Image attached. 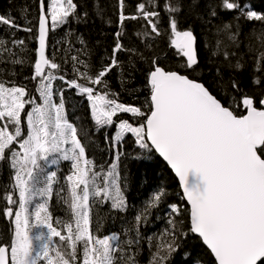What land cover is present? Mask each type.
Returning a JSON list of instances; mask_svg holds the SVG:
<instances>
[{
  "label": "snow or ice",
  "instance_id": "obj_1",
  "mask_svg": "<svg viewBox=\"0 0 264 264\" xmlns=\"http://www.w3.org/2000/svg\"><path fill=\"white\" fill-rule=\"evenodd\" d=\"M156 6L157 0H147V3H138L135 12L127 15L125 0H118V31L108 58L110 63L93 71V65L81 59V55L90 53L77 50L78 54L70 57L74 78L67 80L58 75L62 66L45 54L48 21L50 17L54 29L65 24L70 16L78 19V6L73 0H50L45 8L44 0H39V47L32 76L37 82L39 102L25 87L0 81V163L7 162L12 174V183L0 197L7 205L0 214L13 225L10 242L0 244V264H38L40 261L43 264H138L139 249L134 246L139 244L138 226L146 220L144 213L135 217L133 228L125 230V235L135 230V239L122 240L116 233L98 236L91 230L90 213L97 199L111 201L113 209L124 210L117 169L123 155L118 145L125 134H131L140 149L158 154L166 162L178 178L182 199L188 206L185 209L187 232L178 226L183 221L169 220V231L156 238L154 244L149 238L152 245L149 264H167L180 247L177 234L187 236L188 233L206 246L214 257V264H264V107L258 109L255 98L242 92L235 79L229 77L225 81L222 71L226 68L239 72L244 68L242 57L233 63L237 53L228 50L239 47V30L232 31L230 24L218 28L216 50L212 52L213 56H223L216 75L220 78L217 83L231 96L228 106L203 83L175 68L162 66L158 57L147 61L144 85L148 92L144 105L147 111L118 102L114 98L117 94L108 91L107 75L121 66L117 54L122 51L137 54L122 44L125 22L139 19L146 22L151 31L136 33L142 42L152 34L160 36L157 19L160 13L154 10ZM218 7L238 13L237 21L242 17L264 21V15L251 10L241 0H220ZM164 9L169 13L173 37L170 46L185 58L181 67L195 72L198 58L193 32L178 30L177 21L171 15L180 11V5L165 0ZM18 11L24 17L28 9L21 7ZM210 14L216 16L217 12L213 9ZM2 26L33 31L5 14H0ZM256 38L260 47L254 49L249 45L248 52L254 53V72L261 73L264 72V31L256 34ZM11 43L19 47L24 41ZM80 43L85 42L80 40ZM5 53L7 60L3 59ZM139 55L144 59L142 53ZM0 63H24L2 38ZM56 79L76 89L78 95L86 96L97 129L116 126L117 133L112 138L116 153L106 170L87 157L82 137L86 138L88 131L67 118L64 89L59 90V101H54L52 82ZM252 84L264 87V77L254 76ZM259 103L264 105V98ZM233 105L236 109L242 108L243 113L237 114ZM119 113L143 119L136 124L126 119L117 122L114 117ZM59 162L70 164L69 174L64 178L67 191L62 200L70 210L71 219L57 220L58 228L49 211L57 173L48 169ZM163 196V189L155 193L144 211L155 207ZM17 203L18 208L13 211L12 205ZM169 207L176 216L181 215L178 205ZM54 238H59V243Z\"/></svg>",
  "mask_w": 264,
  "mask_h": 264
},
{
  "label": "trees",
  "instance_id": "obj_2",
  "mask_svg": "<svg viewBox=\"0 0 264 264\" xmlns=\"http://www.w3.org/2000/svg\"><path fill=\"white\" fill-rule=\"evenodd\" d=\"M77 4V14L79 18L69 17L68 21L56 28H52L49 17V34L46 48V56L49 59L55 58V62L62 66L58 75H63L65 79L74 78L72 70L71 55H76L77 50L83 52L87 50L89 55H81V59L89 61L93 65V71L102 64L110 63L108 59L115 46V33L118 31V0H73ZM220 0H168L170 4H179L180 11L171 15L177 21L178 30H191L195 37L196 53L198 65L195 72L185 70L181 67L184 63L183 56L173 51L170 41L173 38L169 26V13L165 11V0H157L155 11L159 12L158 27L160 36L152 34L146 41L142 42L137 37V32L151 31L146 26L143 19L128 20L125 22L124 35L121 38L122 44L126 49H134L137 54L122 51L117 54L121 66L113 69L106 77L109 83L108 91L117 94L114 98L120 103L144 107L148 96L145 88V73L150 59L158 57L162 66L175 68L189 78L203 83L209 90L220 99L225 106H228L231 96L226 94L225 90L217 83L220 79L216 75L217 67L221 66L223 56H213L212 52L216 50L217 29L222 28L224 24H230L232 31L239 30V47H231L229 51H235L237 55L232 58L233 63L241 59L244 68L239 71H229L222 69L225 81L229 77L235 79L242 90L255 98L256 107L261 105L259 100L264 98V87L253 85L254 76L264 77V72H254V53L248 52V46L254 49L260 47V42L256 34L264 31V21L247 20L242 17L238 21L236 12H229L218 7ZM248 3L249 8L260 15H264V0H241V3ZM45 8L50 4V0H44ZM138 3H147V0H125V14L131 15L135 12ZM26 7L28 9L24 17L20 16L19 9ZM149 10H153L148 5ZM216 10L217 15L212 16L211 10ZM0 14L10 15L16 19L22 27H31L32 32L9 30L7 26L0 27V38L7 42V47L18 54V58L24 60L23 64L0 63V81L14 83L17 86H23L28 94L39 102V96L36 91L37 82L32 79L34 74V63L36 60L37 49V24L39 16V0H0ZM221 38L223 34H221ZM13 40H23L24 44L19 47H13ZM80 40L85 43L81 44ZM147 45V46H146ZM143 54L144 59L139 54ZM4 60L9 59L5 53ZM68 63H65V60ZM131 59V63H130ZM39 79V78H37ZM84 83L82 80H78ZM54 101H59V90L64 89L66 115L70 122L77 127H83L88 131V136L82 137L86 146L87 157L93 160L96 165L103 166L106 170L115 156L116 149L112 147V138L116 135L115 125L106 126L97 129L92 116L89 101L86 96L78 95L77 90L69 88L62 80L56 79L53 82ZM239 98V94H237ZM30 107V106H29ZM237 114H242L243 109H236ZM27 111V108H26ZM129 120L136 124L143 118L133 119L131 114L119 113L114 120ZM119 152L123 153L118 162L120 179L118 181L121 193L123 195L125 206L124 210H116L111 207V201L96 202L91 208V230L95 235L105 236L116 233L122 240L135 239V230L129 231L125 235V230L133 228L136 224L135 217L144 213L146 220L139 224V244L138 255L136 257L138 264H149L152 245L149 238H152V244L156 238L170 230L169 220L183 221L178 225L187 232L188 218L185 213L187 208L183 202L176 180L168 169L163 165L160 159L154 154L140 149L134 141L131 134H125V137L118 145ZM12 183V174L7 162L0 163V197L3 196L5 189ZM58 186L62 184L58 183ZM63 187V186H62ZM64 193L57 195V187L53 190V200L49 206L53 218H59V221H68L71 219L70 210L63 203ZM164 190V196L155 206H148L150 199L159 190ZM10 190V189H9ZM18 201V195L14 196ZM59 201V208H54L55 201ZM176 204L180 208L181 215L171 212L169 205ZM5 201L0 198V212L6 207ZM13 211L18 208V203L12 205ZM57 221V219H55ZM12 223L8 218L0 214V244L10 242ZM57 226V225H54ZM58 228L60 225L57 226ZM178 243L180 247L172 254L167 264H214L210 254L203 247L198 238L193 237L191 233L187 236H179ZM59 243V238H54ZM43 264V261L38 262Z\"/></svg>",
  "mask_w": 264,
  "mask_h": 264
},
{
  "label": "rangeland",
  "instance_id": "obj_3",
  "mask_svg": "<svg viewBox=\"0 0 264 264\" xmlns=\"http://www.w3.org/2000/svg\"><path fill=\"white\" fill-rule=\"evenodd\" d=\"M49 24H50V22H49ZM22 117H23V114H22ZM48 170L49 171H56V173H57V177H56L57 182L53 184V190H54L55 186L57 187V192L58 191L61 192L63 187L66 189V181L64 178L69 174V170H70L69 162H59L56 165L50 166V168ZM58 183L62 184L63 187L62 186L59 187ZM63 191H64V189H63ZM63 191L61 192V194L64 193ZM52 200H53V197H51V199L49 200V206L51 205ZM58 202H59L58 200L55 201L54 205L52 204V206L54 208H59ZM50 213H51V215L53 214L52 211H50ZM13 219H14V217H13ZM55 219L59 220V218H57V217L53 218V224L58 226V224H56Z\"/></svg>",
  "mask_w": 264,
  "mask_h": 264
},
{
  "label": "water",
  "instance_id": "obj_4",
  "mask_svg": "<svg viewBox=\"0 0 264 264\" xmlns=\"http://www.w3.org/2000/svg\"><path fill=\"white\" fill-rule=\"evenodd\" d=\"M48 26H49V21H48ZM48 34H49V32H48ZM37 37H38V24H37ZM47 41H48V37H47ZM37 49H38V47H39V44H38V39H37ZM46 46H47V42H46ZM47 48V47H46ZM37 49H36V58H37ZM171 49L173 50V51H176L177 52V50L175 49V48H173V47H171ZM195 49H196V42H195ZM45 54H46V49H45ZM183 59H184V61H185V58L183 57ZM262 107H264V105H261V108ZM159 159H160V161L163 163V165L168 169V171L171 173V175L173 176V178L176 180V182H177V185H178V187H179V191H180V194H181V196L183 195V192H182V189H181V187H180V185H179V180H178V178L175 176V173L170 169V167L169 166H167V164H166V162H164L163 161V159L161 158V157H159L158 156V154H155ZM183 202L185 203V205H186V207H188L187 206V202H186V200H183ZM199 239V238H198ZM201 244H202V242H201ZM203 245V244H202ZM203 247L206 249V246H204L203 245ZM207 250V249H206ZM208 251V250H207ZM208 253L210 254V256H211V253L208 251ZM211 258H212V260H213V262H214V257H212L211 256Z\"/></svg>",
  "mask_w": 264,
  "mask_h": 264
}]
</instances>
